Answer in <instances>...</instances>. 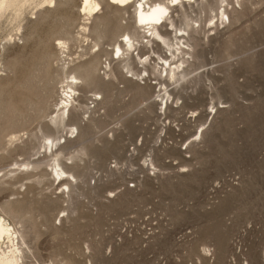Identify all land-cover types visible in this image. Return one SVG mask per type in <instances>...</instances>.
Listing matches in <instances>:
<instances>
[{
	"label": "rangeland",
	"instance_id": "1",
	"mask_svg": "<svg viewBox=\"0 0 264 264\" xmlns=\"http://www.w3.org/2000/svg\"><path fill=\"white\" fill-rule=\"evenodd\" d=\"M44 1L10 0L0 11V216L18 234L22 264H264V0H238L241 6L231 0V23L195 49L204 58L192 67L199 83L184 84L191 98L165 114L153 104L158 81L147 78L149 66L138 61L160 63L166 50L154 44L158 40L141 30L130 62L121 65L132 63L131 69L108 57L111 66L95 75L101 90H117L91 116L93 125L85 127L89 113L79 120L82 128L68 134L78 135L61 159L83 161V183L67 202L46 166L43 183L28 190L22 216L7 203L21 199L20 185L31 180L11 188L7 182L32 173L21 168L12 180L3 174L34 154L39 129L52 128L70 69L84 65L76 71L81 76L91 53L100 46L110 51L122 33L118 26L132 32L136 6L117 12L98 0L95 21L79 13L81 0ZM204 24L211 34L207 18ZM128 86L147 94L118 92ZM88 91L81 85L76 93ZM56 197L59 205L38 215Z\"/></svg>",
	"mask_w": 264,
	"mask_h": 264
},
{
	"label": "bare ground",
	"instance_id": "2",
	"mask_svg": "<svg viewBox=\"0 0 264 264\" xmlns=\"http://www.w3.org/2000/svg\"><path fill=\"white\" fill-rule=\"evenodd\" d=\"M167 1V3H165ZM108 0L107 7L117 11H128L134 6L133 13V26L131 27L132 32L128 30H123L122 26H118L119 39L113 41L109 44L111 50L108 51L103 47H99L97 52L88 53L94 54L85 66L86 70H81L80 75L76 74L77 69H83L84 65L78 66L77 68H71L66 77V89L63 90L64 98H61V102L57 103L54 108L55 116L50 117V122L52 128L49 126L39 129L38 133L34 135V138L38 140L37 146L34 154H28L21 162H13L8 167L13 165L14 168L8 169L3 177H7L12 180L16 171L30 170L31 175L23 177H16L14 182L8 181V185L13 187L21 180H31V183H26L20 185L24 187L23 197L21 199H13L11 202L7 203V210L12 213H20V215H25L21 207L27 203V193L28 190L34 188L35 185H40L43 183V176L46 175V171L43 170L48 166L51 173L48 174L53 180L58 181V188L63 196H66L67 202L70 201V192L77 188L78 181L83 183L85 178V171L79 165V163H64L61 159L63 153L71 149V139L75 130L78 133V129L81 126L80 122L83 121L85 114H88L86 123L83 125L87 128L93 125V118L91 116L95 115L98 111V107L102 108L108 104L109 101L106 100V96L112 94L114 90H117L114 86L106 89L105 91L100 88V79L95 75L100 69L103 70V65L107 69L111 66V62L108 57H111L112 61L117 60V66L120 67L124 62H130L129 52L135 47L137 40L136 37L139 35L141 30L147 29V36L149 39H157L158 42H154L155 45L160 47L162 50H166L164 57L158 56L160 63L153 62L151 64L150 57H145L142 61L143 56L138 57L139 64L142 66L148 65L149 68H143V72L150 78V75L155 76V80L158 81L159 89L154 91L156 93V99L153 100V104H157L163 107V112L169 109L170 105L175 107L184 106L186 100L190 97L184 84L199 83L201 76L193 77L194 63L200 58L203 59V53L199 55L195 54V49L200 46V41L210 43L215 40V35L219 26L231 23L230 16L235 13L234 3L231 0ZM10 0H0V11ZM50 4L51 0L44 1L43 4ZM133 4V5H131ZM237 4L241 6V3ZM190 7L195 6L196 9L190 11V13L185 9V6ZM177 9H182L181 13ZM102 8L98 0H81V6L79 13L84 16H89L90 20H95L99 18L98 12ZM176 13V18L178 22L184 27L177 26V20L174 19V14ZM238 15L237 17H239ZM204 18V22H203ZM211 23L209 26L211 34H208L209 30H205L206 26L202 25L205 20ZM89 20V19H88ZM173 20L172 29L167 32H162L164 24ZM164 23V24H163ZM161 24V27L158 25ZM84 27L83 29H85ZM197 36H202V38H197ZM146 38V37H145ZM151 40H147L148 44H151ZM64 42H59L58 46L60 49L64 48ZM106 57L104 63L101 62V55ZM84 55V54H83ZM114 55L116 57H114ZM83 57V56H82ZM107 62V63H106ZM200 63V62H199ZM132 63L130 65L126 64L121 66V70L131 69ZM192 68V69H191ZM131 70H129V73ZM141 76V72L139 74ZM81 85H86L89 88L90 96H80L76 92ZM129 89V90H128ZM120 93L133 92L135 95H146L147 89L142 87H130L125 88ZM152 94V93H151ZM191 98V97H190ZM94 106L91 108L88 106V102ZM101 108V109H102ZM92 109V110H91ZM76 114V116H75ZM80 120V121H79ZM74 138L77 137V134ZM198 134V133H197ZM203 133L200 132V137ZM73 138V139H74ZM72 139V140H73ZM134 148L133 150H135ZM18 151H27L25 147L19 146ZM39 150H43V156H39L36 159H31L39 154ZM47 150L49 153H47ZM66 160H73V158H68ZM150 166L154 169V162L151 160ZM7 168V167H6ZM3 170V169H2ZM20 172V171H19ZM27 173V172H26ZM79 182V183H80ZM54 185V184H53ZM52 185V186H53ZM51 186V185H50ZM57 189V188H56ZM60 194V193H59ZM59 201L57 197L54 200H49L47 205H41L39 208V214L43 217V212L49 207H57ZM67 207V206H66ZM71 207V205L69 206ZM71 211L70 209H62L60 213H65ZM59 212V211H58ZM72 212V211H71ZM70 212V213H71ZM30 213V212H28ZM27 213V214H28ZM59 214V213H58ZM64 215V214H63ZM45 217V216H44ZM63 217V216H62ZM4 245V250L0 254L1 262L0 264H22L23 261V250L19 247L18 234L13 227L10 226L7 221L0 216V248ZM48 264H53L50 260ZM58 264H61L58 262Z\"/></svg>",
	"mask_w": 264,
	"mask_h": 264
}]
</instances>
